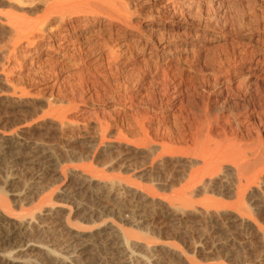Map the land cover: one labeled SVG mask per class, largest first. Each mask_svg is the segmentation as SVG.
<instances>
[{"label":"rangeland","instance_id":"rangeland-1","mask_svg":"<svg viewBox=\"0 0 264 264\" xmlns=\"http://www.w3.org/2000/svg\"><path fill=\"white\" fill-rule=\"evenodd\" d=\"M125 2L129 26L113 24L107 16L114 15L101 13L90 18L94 26L85 42L72 39L75 43L65 47L59 37L53 38V33L74 38L81 29L70 16L64 21L55 17L42 26L32 45L7 22V15L36 20L52 0H0V143L14 144L10 159L0 164V185L9 172L20 173L19 178L8 179V186L27 183L37 189L22 202L23 189L6 186L15 209L30 208L45 196L61 216H70L84 227L65 229L68 243L58 248L61 257L48 253L47 246L33 243L47 256L40 262L59 259L57 264H84L74 252L87 246L85 264H109L113 256L97 250L104 243L101 231L120 235L123 230L129 233L136 250L130 256L131 250L123 248L126 264H138L132 260L141 256L146 262L149 258V264H264V184L249 191L242 213L235 208V170L227 165L212 179V184L226 190L224 194H213L217 207L209 213L204 210L203 189L196 194L195 201L199 203L194 213L188 210L187 215L179 216V222L174 221L169 216L174 211L168 205L170 187L200 163L192 158L166 157L152 165L150 151L135 144L131 136L117 137L116 127L100 144L95 119L84 121L82 112L98 110L108 121L112 116L114 122L120 117L113 113L112 106L117 107L114 111H121L133 102L138 109L156 107L160 114L157 124L173 132L196 123L211 124L217 131L248 130L247 122L262 104L257 100L264 102L260 96L263 89L260 87L255 99L245 70L249 59H245V67L239 61L257 50L251 43L253 37L262 40L259 48L264 47V0ZM194 22L200 26L197 33L189 30L194 28ZM162 26L168 31L163 33ZM163 43V47H157ZM111 51L119 56L114 62L116 57H108ZM73 89L78 92L76 100L80 96L86 100L77 110L62 101ZM174 95L177 101L182 100L183 107L176 117L167 118L172 114L166 102ZM61 106L68 112L64 123L55 118ZM261 122L263 125L264 118ZM25 144L44 147L48 152L54 149L62 165L70 168L64 175L66 179L60 173L31 179L26 163L29 156L21 152ZM18 160L20 170L14 166ZM90 163L109 178L130 177L133 182L112 187L105 180H91L80 168ZM77 178L86 180L83 190L73 188ZM148 185L161 190L148 195L142 189ZM100 207L105 210L102 212ZM84 209L96 212L89 217L91 223L84 221L88 217ZM105 211L108 213L102 214ZM215 245L225 246V251L217 250ZM49 247L58 246L50 243ZM25 257L16 261L25 263Z\"/></svg>","mask_w":264,"mask_h":264},{"label":"bare ground","instance_id":"bare-ground-1","mask_svg":"<svg viewBox=\"0 0 264 264\" xmlns=\"http://www.w3.org/2000/svg\"><path fill=\"white\" fill-rule=\"evenodd\" d=\"M91 11H93V13ZM108 12L111 15H114L112 18L109 14V16H107L110 18L109 20L111 23L123 26L130 25L125 0H52L51 4L46 5V9L42 17L36 20H26L7 15L6 17L9 19L7 18L8 21H6L9 22L16 33L25 36V38L28 39L29 44L32 45L34 44V40L36 38L35 35L38 34V32H42V26L52 22L55 17H61V20L64 21L66 17L70 16L72 21L78 22V26L81 29L76 36L71 38L69 35H56L53 33V38L58 39L57 37H59L63 42L62 46L64 45L66 47L75 43L72 39H76L78 42H85V40H87V35L91 33L92 27L94 26L91 22L92 20L90 21V18H95L101 13L103 16V13L107 14ZM163 21L165 22L166 20ZM192 26L195 29L192 28L189 30L197 33V29L200 27L199 23L194 22ZM164 27L165 26H162L160 28L163 33L168 31V28ZM262 30H264V27ZM169 31L171 32V30ZM250 33L252 32H246V34ZM245 35L242 37H245ZM251 36H254V34ZM258 38L253 37L251 40L252 46L257 50L250 51L249 54H247L249 57H242L239 61V63H241L240 65L245 67V63L248 62L245 59H249L245 70L250 82L252 83V93L255 99H258L259 90L261 89L260 87L263 89L261 92L262 95L260 96L264 97V47H258L259 43L262 41ZM164 45L165 44L163 43L160 46L157 45V47H163ZM91 46L92 45H89L88 49H91ZM116 55V51H111L108 57L112 59L116 57V59H113L114 62V60L119 59V56L117 57ZM97 58V60H100L101 56H98ZM160 58L161 57L158 59ZM77 94V90L73 89V91H69V94L66 95L65 100L62 97V101H64L65 104L67 102L73 106V108L71 107L72 109L77 110L79 109L78 105L86 101L84 98H81V96L80 99L76 100L75 97ZM259 100L262 104H258V110L257 108L256 110L254 109V113L251 115V120L247 122L248 130L241 128V131L239 130L238 132H228L225 129L217 131L211 124L204 126V124L201 125L198 123H196L195 126H191L190 124L189 129H187L188 127L185 129V127L182 128V125V127L178 125L182 129H177L176 127L177 131L173 132L171 129L167 130L166 127L164 128L162 125L157 124L160 114L156 107L147 106V109L141 107V109H138L135 108L136 106L133 102L130 103V106L128 105L124 107L121 111H114L117 110V107L112 106L113 113L117 112L116 116L118 115L120 117L114 122H111L112 113L111 115H108L111 116V118L109 117L110 121H108L103 114H99L100 112L98 110H83L82 112H84V121L90 117L95 119L99 128L100 144H104L111 128L116 127L118 132L117 137L122 139L124 137L126 138L127 136H131L132 141L135 144L150 151L152 165L158 163L166 157L192 158L200 163L199 166L197 165L190 168L187 174L180 180L175 182L173 185L171 184L172 186L170 187L171 191L169 194L170 201L168 205L174 211L170 212L169 216L172 217L174 221L179 222V216L187 215V212L191 210L193 212L195 204L199 203L195 201L196 194L200 193L203 189L205 198L202 205L204 210L209 213L212 209L217 207V202L213 200V194L217 193V191H219L218 194H224L226 190H222L223 188L220 189L218 188V185L212 184V179L227 165H231L230 167H233L235 170V177L237 181L235 189V208L242 211V213L245 211V200L249 191H252L258 186L264 184V124L262 125L261 122L264 118V102L263 100L261 101V99H258L257 101ZM166 103L170 106L169 110L172 114L166 116L167 118L175 116V114L180 112L183 107L182 100L177 101L175 95L169 97ZM64 107H66V105ZM63 110H65L63 107L61 110H54L57 111L55 113V118L60 123H64L68 119V112L66 113V110L65 112ZM80 111L81 109L79 112ZM102 111L105 110L103 109ZM114 116L115 114L113 115V118ZM239 124L241 125V123ZM13 149L14 144L12 141H6L3 144L2 142L0 143V164L5 165L7 163L11 156L10 152ZM21 152L27 153L29 156L26 163L28 164V170L32 172L31 179H35V176H57L59 173L64 177V179H66V176L70 171L68 165H62L59 155L54 149L51 152H48L44 149V147H32L29 144H25L24 149ZM14 163L17 170H20L18 168L21 167H18V165L21 161L18 160ZM22 166L24 165L22 164ZM80 168L82 170V174L88 175L91 180L99 178L107 181V183L112 187L117 183L118 185H121V183L124 182L128 186L133 182L130 177L117 179L109 178L104 174V172L98 171L94 168L91 163L85 164L83 168ZM19 174L20 173L9 172L7 180L4 179L5 181H3V185H0V264H15L16 260L18 261L24 259L22 258L23 256L28 257V259H26L25 263H18L16 261L18 264H34V262H37L38 264H50L52 261L53 263L51 264H57L59 259H53L52 261L48 260L49 262L46 260L45 263L40 262L41 258L44 260V257L47 258V256H45V253L42 251H39L35 244L47 246L49 250L48 253H54L57 254L58 257H61L62 254L58 248L62 247L65 243H68L65 239V229L69 227L81 229L84 227H80V224L78 222H74L70 216H61L60 210L54 208L49 198L45 196H40L39 200L36 203L33 202V206L30 208L21 206L19 209H15L8 197L11 191H8L6 186H8L9 178H19L21 175ZM77 179L78 181L73 185V188L75 187L76 190H83L85 184H87L86 180L83 178ZM19 185V183H15L14 185L8 187L15 188L16 190L20 189V191L23 189L21 193L24 195L20 199L22 202H26L29 196L32 195V192H35L37 189L35 186H28L27 183H25V186ZM26 188L31 189V191L26 193L24 191ZM142 189L146 191L148 195H155L157 190H161L158 189V186L156 185H148L142 187ZM137 192L140 193V191L136 190V193ZM207 195H210V197H207ZM99 206H101V204ZM93 207L95 206L93 205ZM101 208L102 207H100V210ZM84 211L87 213L86 216H88L84 221L91 223L92 220L90 218H93L96 215V212L94 211L95 213H93L87 209H84ZM106 213L108 212L105 211L102 214ZM100 235V238L104 241V243H100L97 250H103L104 255L113 256V258L110 259L107 257L110 260L108 261L109 264H126L123 259L125 255L123 248L131 250L130 256H133V254L136 253L135 248L131 245L132 243L129 238V233L121 230L120 235H114V233H108L104 230L101 231ZM50 243L51 245L58 247L52 249L49 247ZM30 244L33 245L30 246ZM26 245L30 246V248L28 247L29 249L27 250L25 249L24 251H19V248L22 249ZM215 246L217 250L222 248L221 251H225L223 249L225 246ZM146 247H149V245H146ZM76 249L78 252L76 251L74 253L78 258L81 257L80 263L85 264L86 260H84V258L86 257L87 246H81ZM98 253L101 256L100 252ZM141 257H137V259L132 260V263L149 264L150 260L148 257V262L145 260L143 261ZM65 258H69V256H65Z\"/></svg>","mask_w":264,"mask_h":264}]
</instances>
